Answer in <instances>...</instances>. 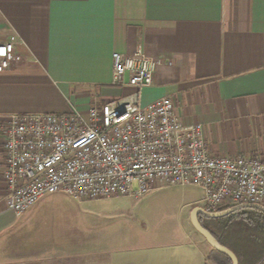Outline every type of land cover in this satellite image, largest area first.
<instances>
[{
	"label": "crops",
	"instance_id": "obj_1",
	"mask_svg": "<svg viewBox=\"0 0 264 264\" xmlns=\"http://www.w3.org/2000/svg\"><path fill=\"white\" fill-rule=\"evenodd\" d=\"M13 37L22 61L0 73V264H210L196 241L37 236L51 204L8 209L4 132L15 115H86L132 95L112 84V56L142 48L166 63L140 91L142 107L169 98L183 122L204 125L213 155L264 158V0H0V43ZM126 202L135 219L146 215Z\"/></svg>",
	"mask_w": 264,
	"mask_h": 264
},
{
	"label": "built area",
	"instance_id": "obj_2",
	"mask_svg": "<svg viewBox=\"0 0 264 264\" xmlns=\"http://www.w3.org/2000/svg\"><path fill=\"white\" fill-rule=\"evenodd\" d=\"M17 42L0 43V73L22 61ZM112 60V84L133 87L132 95L86 115L11 117L4 132L9 210L23 215L55 193L107 200L170 187L201 189L208 213L244 204L264 208V158L213 155L204 125L183 122L169 98L142 107L140 91L155 84L164 61L142 48L133 55L115 52Z\"/></svg>",
	"mask_w": 264,
	"mask_h": 264
},
{
	"label": "rangeland",
	"instance_id": "obj_3",
	"mask_svg": "<svg viewBox=\"0 0 264 264\" xmlns=\"http://www.w3.org/2000/svg\"><path fill=\"white\" fill-rule=\"evenodd\" d=\"M129 198L135 200L140 213L143 211L146 215L135 219L134 210L126 202ZM129 198L84 202L62 193L47 195L39 203L48 202L51 207L36 215V235L65 238L101 233L111 235V243L120 246L146 245L152 240L196 241L210 251L191 222L192 212L197 207L195 203L206 205L200 190L170 187L152 195ZM100 238L105 240L103 236ZM108 243L111 245L110 239ZM210 264L214 263L210 261Z\"/></svg>",
	"mask_w": 264,
	"mask_h": 264
},
{
	"label": "trees",
	"instance_id": "obj_4",
	"mask_svg": "<svg viewBox=\"0 0 264 264\" xmlns=\"http://www.w3.org/2000/svg\"><path fill=\"white\" fill-rule=\"evenodd\" d=\"M231 208L222 207L216 212ZM199 222L221 246L235 253L239 264H264V211L242 208L222 218L200 215ZM209 247V261L214 264H233L228 255Z\"/></svg>",
	"mask_w": 264,
	"mask_h": 264
},
{
	"label": "water",
	"instance_id": "obj_5",
	"mask_svg": "<svg viewBox=\"0 0 264 264\" xmlns=\"http://www.w3.org/2000/svg\"><path fill=\"white\" fill-rule=\"evenodd\" d=\"M242 208H256V209L264 211V208L260 207L258 205L244 204V205H239V206L233 207L229 210H226L223 212H217V213H208L204 209L198 207V208L194 209V211L192 212V215H191V222H192V225L195 228V230L206 240L208 245H210L213 249H216L219 252H222V253L228 255L232 259L233 264H239L238 258L235 255V253L233 251H231L230 249L221 246L212 237V235L206 229H204L202 227V225L199 222V216L204 215L208 218H222V217L228 216L229 214H231V213H233L239 209H242Z\"/></svg>",
	"mask_w": 264,
	"mask_h": 264
}]
</instances>
